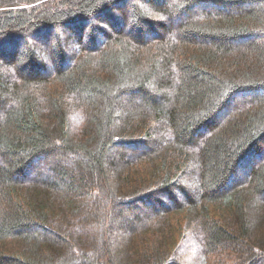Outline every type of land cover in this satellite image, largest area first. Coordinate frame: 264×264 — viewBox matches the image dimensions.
<instances>
[{"label": "trees", "instance_id": "1", "mask_svg": "<svg viewBox=\"0 0 264 264\" xmlns=\"http://www.w3.org/2000/svg\"><path fill=\"white\" fill-rule=\"evenodd\" d=\"M121 1L0 0V264H264V0Z\"/></svg>", "mask_w": 264, "mask_h": 264}, {"label": "rangeland", "instance_id": "2", "mask_svg": "<svg viewBox=\"0 0 264 264\" xmlns=\"http://www.w3.org/2000/svg\"><path fill=\"white\" fill-rule=\"evenodd\" d=\"M119 4V7L121 8V10H123V11H125V12H127L126 11V5H127V2L125 1V0H122L120 3H118ZM115 10V8H113V7H111L110 8V15H112L111 13H113L114 14V16H117L118 15V13L116 12V11H114ZM183 15V14H182ZM185 16V14L183 15V17ZM183 17H181V18H178L179 20L180 19H183ZM105 18V17H104ZM119 18V17H118ZM119 21H120V19H118ZM104 21V20H103ZM3 76V75H2ZM173 78V77H172ZM0 106H1V104H0ZM74 123H76V121L74 120ZM111 154V153H110ZM118 178H120V176H117L116 177V179H118ZM116 180L115 179H113L112 181H111V183H113V186H114V182H115ZM260 206V205H259ZM262 207V206H261ZM259 208V207H258ZM142 211H144L143 209H141ZM250 216H252V215H250ZM159 227H160V224H157L156 225V227H155V229H159ZM178 227L179 226H173V227H171V228H168V230H162L163 231V233H161V235H165V236H168V237H173V236H175V235H177L178 234V232H179V230H178ZM161 229H163V227L161 228ZM145 232H146V236L148 235V238L146 239V240H148V241H152L153 239H155L156 238V242H158V241H160L161 239H164V237H162V238H160V235H158L157 233H158V231H154V232H148V229L147 230H145ZM114 234H116V233H113V235ZM138 242L139 243H143V238L141 237L140 239H138ZM165 241H163L162 243H164ZM145 246L146 247H148L149 245L147 244V243H145ZM149 247H152V245L151 246H149ZM162 250V248H160V249H157V252H159V251H161ZM187 260V262L188 263H191V260L188 258V259H186Z\"/></svg>", "mask_w": 264, "mask_h": 264}]
</instances>
